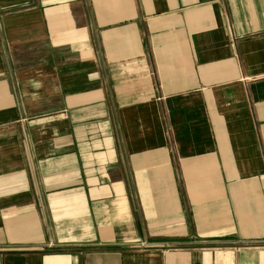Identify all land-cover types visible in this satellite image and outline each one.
I'll return each instance as SVG.
<instances>
[{
    "label": "crops",
    "instance_id": "crops-1",
    "mask_svg": "<svg viewBox=\"0 0 264 264\" xmlns=\"http://www.w3.org/2000/svg\"><path fill=\"white\" fill-rule=\"evenodd\" d=\"M0 264H264V0H0Z\"/></svg>",
    "mask_w": 264,
    "mask_h": 264
}]
</instances>
